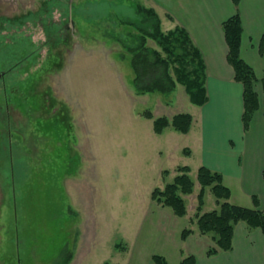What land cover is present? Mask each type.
Segmentation results:
<instances>
[{
    "label": "rangeland",
    "instance_id": "1",
    "mask_svg": "<svg viewBox=\"0 0 264 264\" xmlns=\"http://www.w3.org/2000/svg\"><path fill=\"white\" fill-rule=\"evenodd\" d=\"M159 1L0 0V264H57L65 248L70 264H178L183 230L198 228L204 107L181 84L139 93L118 39L138 35L126 23L138 4L168 28ZM147 111L198 121L189 135L157 134ZM184 165L195 189L181 217L152 192ZM205 200L218 206L210 187Z\"/></svg>",
    "mask_w": 264,
    "mask_h": 264
},
{
    "label": "crops",
    "instance_id": "2",
    "mask_svg": "<svg viewBox=\"0 0 264 264\" xmlns=\"http://www.w3.org/2000/svg\"><path fill=\"white\" fill-rule=\"evenodd\" d=\"M159 2L165 17L171 22L166 29L176 25L185 27L205 60L209 101L203 105V122L196 131L201 133L202 138L200 141L197 136L194 139L202 144L205 151L202 164L223 173L225 183L232 191L233 203L256 207L253 197L257 195L260 207L264 209L263 84L261 80L256 84L261 105L251 127L245 132L242 121L244 87L235 80L234 68L228 61V44L223 29L227 18L240 14L244 27L241 55L253 66L259 78L264 77V54L259 50L264 34V0H241L238 6L233 0ZM197 121L194 118L193 126L186 135L193 132ZM194 147L191 146L189 156L193 155ZM215 208L218 206L212 209ZM190 219L192 223L196 222L194 217L190 216ZM193 230L179 245L178 264L188 254L197 256V264H264V232L261 228H250L246 222H239L235 227L233 249L221 250L212 256L207 254L209 247L215 245L212 233L202 234L198 228Z\"/></svg>",
    "mask_w": 264,
    "mask_h": 264
},
{
    "label": "trees",
    "instance_id": "3",
    "mask_svg": "<svg viewBox=\"0 0 264 264\" xmlns=\"http://www.w3.org/2000/svg\"><path fill=\"white\" fill-rule=\"evenodd\" d=\"M233 2L238 6L241 0ZM137 13L139 18L136 21H126L138 31V35H132L133 42L118 37L120 43L132 54L131 65L135 72L136 90L139 93L159 91L170 94L176 90L178 84H181L193 104L198 106L206 104L209 101L206 64L201 49L195 44L188 30L181 25L165 30L161 15L153 6L138 4ZM223 29L228 44V61L234 68L235 80L241 82L244 87L242 121L247 132L261 105L256 90V83L259 80L263 84L264 101V77L259 78L253 66L241 55L244 27L240 14L236 13L227 18L223 22ZM148 39L155 41L158 47L149 46ZM259 50L264 54V34L260 39ZM145 117L153 119V129L157 134H162L168 127L187 134L194 121V116L190 112H179L170 118L154 117L152 111H147ZM187 153H190L189 149ZM190 172V166H179L174 180L167 183L164 188L156 187L152 192V198L159 204L172 208L178 216H185L187 202L184 196L193 193L195 189V181ZM197 178L201 188L197 195L198 204L194 218L202 234L213 233L215 245L207 250L209 256L221 250L233 249L235 227L241 221L246 222L250 228H261L264 232V209L260 207L257 195L253 197L256 207L233 203L232 191L226 185L223 173L206 165L198 168ZM208 187L216 197L218 208L204 211ZM193 231L184 229L182 239H186ZM73 258L74 251L65 248L57 264H70ZM152 261L154 264H170L163 254H153ZM179 264H197V257L195 254H188Z\"/></svg>",
    "mask_w": 264,
    "mask_h": 264
}]
</instances>
